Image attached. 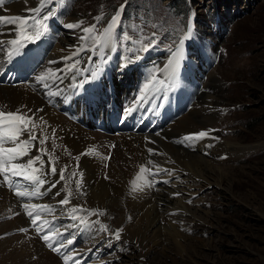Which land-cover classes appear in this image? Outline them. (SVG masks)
Masks as SVG:
<instances>
[{"label": "rangeland", "instance_id": "1", "mask_svg": "<svg viewBox=\"0 0 264 264\" xmlns=\"http://www.w3.org/2000/svg\"><path fill=\"white\" fill-rule=\"evenodd\" d=\"M39 1L40 0H31L29 5L34 6ZM121 1L125 3V7H123L121 12V32L126 36L134 34L139 39L142 36L141 34H144L147 38V31H153L152 34L154 36H160L158 37L160 39L164 37L168 38V41L182 39L188 34L192 10L198 13V19L192 26V43L197 45V47L205 45L202 52L209 55V67L204 77L207 89L194 91L193 97L196 99L197 107H190L188 101L183 100L180 95L177 96V103L174 107L169 104L171 101V96H169L167 106L169 110L171 109L173 112V116H175L176 120L182 116L183 111L184 114H186V111L191 110H201L205 115L202 117L209 118L208 121L211 120L210 124H205L206 126L200 125L207 135L204 139L207 138L206 140H211L213 142V144H209L210 148L208 149V144L205 140L207 144H205V147L208 150L217 151V149L220 148L226 150L228 146L233 148L234 146L232 145L236 143L244 146V148H241V152H230L229 154L232 155L223 152L224 155L222 154L219 157L212 158L213 160H211L209 170L204 171L206 175L208 174L207 178H201L197 175L191 176L193 171L189 168L188 170L184 168L181 169L184 179L183 181L180 180L177 182L178 185H181L177 187L181 192L183 188L185 193L182 196H170L172 199H179L182 197V203L180 204L181 207L179 206V208L167 212L170 218H167L169 220L165 221L163 236H161L162 241L168 239L166 240L167 243L159 246L156 245V242H151L149 246L142 245L140 249L138 246H133L134 243H131V239L125 237L126 231H123V229L126 228L123 222L121 221V223L118 224L115 213H112L110 209H108L104 219L105 227L102 229L103 231H100L96 235L91 250L87 251V256L79 254V250L74 245L67 247V230L69 229L68 211L63 208L61 204H54V202L63 200L66 197L70 199L71 196L73 197V194H75L73 199L69 201L70 203H67V206L72 216L81 213L83 206H81L79 210L78 208H74L76 209L74 213L71 212V207L74 201L80 200L77 197L84 194V190L81 188L82 182L79 180V188H77V180H73L72 183L70 178L75 176V171L71 168H66V170H64L63 181H59V177L55 180V178L60 175L61 169L66 166L62 165L60 167L56 164L55 159V166L48 161L49 164L47 163L46 167L39 165L34 171L33 176L38 177L40 173L44 172V178L48 175L46 179L47 184L49 185L51 182L57 181L58 183L55 188L59 186L60 188L63 187L64 193L58 200V195L56 193L59 192L60 195L62 189L60 191H55L54 195L50 194L51 198L49 200L45 199L43 195L34 196L37 206L39 205V212L45 211L52 213L50 230L53 234H47L49 238L52 237V240L45 242L42 239L48 231L45 227L40 225L39 221H37L38 224H36L42 230L41 234H36L40 237V241L42 240L43 245L48 249H50L48 246L49 242H51V245L57 243L56 248L59 249L57 254L54 253L56 251L51 249L56 256V260L54 261L56 263L53 264H76V262H78V264H140L141 260L149 258L150 264H159L164 260L162 255L164 253L167 254L165 258L166 261L164 260V262L167 263L168 261L170 264L172 263V259L176 260L177 264H264V0H61L60 4L62 5V10L59 13V18L62 19V26L69 23L79 25L78 28L73 30H69L66 27L64 28V30L70 32L68 35L71 37V46H75V42L81 40L80 37L83 35L87 48L99 49L98 40H96L95 37L86 39V33L83 32V29H92V33H94L98 28L91 26V24L96 21V18H105L107 14H110L109 12L114 6L119 7ZM14 3L9 5L12 10H16V8L19 10L21 7H25V5H23L25 4L23 0L19 3L18 1ZM3 10L6 11L5 13H10L7 9V4L2 8V11ZM211 16L215 22L213 29L210 27L213 23ZM150 17L152 20H149ZM18 20L20 21V19ZM104 24L105 22L101 26H104ZM154 27H156L157 30L154 29ZM209 34H211L210 37ZM52 37L56 39L54 35H52ZM62 37L68 38L67 34L62 35L60 40ZM117 37L121 43L124 36L118 32ZM145 40L149 41V39ZM209 40L211 41L207 42ZM205 42H207V44H205ZM57 45L58 43L54 42V49L52 53H50L49 58L56 50ZM70 49L71 48L68 50L70 51ZM122 49L126 50L127 46H124ZM191 49L193 50L188 53L187 59L199 62L196 59V54H198L199 51L196 48ZM100 54L97 56H100ZM128 55H131V52ZM126 57H123L122 61H124ZM136 58L137 62L141 61L140 57L138 59V56H136ZM85 61L86 59H84V63H86ZM169 66L171 72L165 76V79L174 83L172 75L173 70L176 68L174 60L173 63H169ZM179 68L185 76V73L191 72L192 70V66L187 63L179 64ZM80 72L83 76L87 74L85 70H80ZM78 74L72 77L75 84L80 81L75 79L79 77ZM123 75L124 73L121 74V76ZM130 77H132V74H130ZM213 77L215 78L213 79ZM136 81H138L137 85L142 83L139 77L136 78ZM212 82H214V88L212 86L210 88L209 86ZM115 85L117 86L118 93V90L124 87L125 84L123 82H115ZM139 89L140 86L138 90ZM211 91V95L217 94L216 97L219 96L221 99H217L218 102L216 105L211 102L212 96L207 97L205 95V93ZM6 92L8 93L7 95L4 94ZM12 92V90H5L2 91L1 95L13 97ZM136 103L134 102V104ZM152 103L148 104V108L153 110L155 105L153 106L154 103ZM0 104H3V102L0 101ZM187 104L188 107L187 110H185L184 106ZM143 110L144 107H140L136 109V112L141 113ZM15 114L21 115L20 112H16ZM21 127L23 128L22 125ZM165 131L168 130H164L163 133H165ZM156 138L157 140H153L155 141L153 143L154 146H157V149L163 152H161L162 154L167 155L165 147L159 143L160 141L166 140L162 137ZM187 141H174L171 143L186 149L189 147L190 149V143ZM201 141H194L193 144L199 146ZM29 146L31 149L29 148L30 151L28 154L18 157L16 160H12L11 163H26L28 159L36 156V149L31 145ZM13 147L19 148L20 144H14ZM236 149H239V147L237 146ZM22 150H24V148ZM192 150L195 149H190V151ZM206 153L204 154L206 155ZM110 154L112 155V152H110ZM206 156H208V153ZM21 158L25 160L21 161ZM106 158L108 159L109 157L106 156ZM3 159L5 160V167L9 168L10 164L8 163L7 154H4ZM38 161L39 160H35V163L37 164ZM52 166L55 167V169L56 166L60 167L58 168V170H60L59 175H57V171L54 176L50 175V171L53 168ZM24 171V169L21 170L22 174ZM7 172L10 173L12 180H15L21 185H29V183L36 184V180H31L29 182L27 178H24L22 175L14 176L11 171ZM220 172L226 175V178L222 181L215 178V174ZM175 173V171L171 172L170 179L175 176ZM162 175L161 177L164 178L163 173ZM166 176L169 175L165 174V179H167ZM103 177L106 178L105 175ZM147 181L145 180L147 185L151 184V187H154L153 191L159 188L161 184H164L163 182L158 184L152 179ZM147 185L146 187L149 186ZM73 187L77 188V193H75ZM35 188L37 187L35 186ZM35 188H32V191L35 190ZM172 188L173 187L168 189L170 190ZM168 189L164 188L165 193ZM39 190L41 192L40 188ZM161 190H156V192L159 193ZM68 195H70V197H68ZM53 199L57 201H52ZM82 199L83 197L81 200ZM86 207L88 206L86 205ZM102 207L105 208L104 206ZM91 215L92 214L83 216L81 221L79 218L77 219L75 227L78 231H85L89 234L95 231V219ZM13 216L14 215H10L9 217L0 215V223L6 220L4 223L0 224V226L2 225L5 228L7 226L9 227L10 219H12ZM40 221L46 222L47 219L42 218ZM161 224H163V222ZM91 229H93V231ZM121 229L122 231H119L120 238L118 240L115 236L118 230ZM164 230L168 235L165 234ZM172 234H174V237L178 238L179 242L182 241L179 245L175 244ZM8 235L13 238L14 242L8 243L5 239L1 241L4 243L2 249H0V259L2 256H8L7 250L11 251L13 256L20 257L18 259L21 264H27L26 261L29 259L27 256L30 254H32V257L34 255H37L39 258L44 257L41 252H36L33 246H31L35 243L32 241V238L26 237L24 238L25 240H21L15 238L12 233ZM3 236L7 237L4 234H0V237ZM185 236L187 238H185ZM189 236L191 237L189 238ZM80 237L81 235L79 233L75 234L76 240H79ZM186 239L187 241H185ZM171 243L176 246H172ZM183 243L185 245H183ZM194 243H197V245ZM169 245L171 246L169 247ZM193 245L196 246V251L193 248H189L193 247ZM80 252L83 253L85 250H81ZM153 260L156 263H153ZM0 264H3L1 260Z\"/></svg>", "mask_w": 264, "mask_h": 264}, {"label": "bare ground", "instance_id": "2", "mask_svg": "<svg viewBox=\"0 0 264 264\" xmlns=\"http://www.w3.org/2000/svg\"><path fill=\"white\" fill-rule=\"evenodd\" d=\"M20 1L21 0H18V3ZM21 8H27V6L25 5V7L23 6ZM5 12L6 11L3 10L1 14L8 15L10 19H13L11 13ZM19 22V20H15V22L12 23L15 27L13 32H2L3 35L0 36V46H6L9 42L13 41L15 37L25 31L24 28H22L24 23L19 24ZM105 33L102 37L105 47L100 56L91 55L89 52L84 51L83 47L68 52L69 48H64V46L68 43L69 38L62 37L60 40L57 38L54 39L52 36L51 38L48 37V43L52 40L58 43L56 50L50 57L52 58L50 62H56L49 65L51 71L50 79L52 82L45 84L42 80L36 79L34 80L36 87L31 81H22V79L26 78L27 73L36 65L38 57L42 55V51L45 49L44 42L40 38L36 39L38 46V53L36 55H31L26 47H22L20 49L21 55L15 59H11L9 62H6L11 58L8 52L0 51V101L4 104H0V110H3V117H0V133L6 131L10 126L19 124L18 121L12 122V125L2 122L9 112L16 113V109H20V113L24 118L31 115L37 116L39 134L38 136L35 135L36 140L28 145L36 149V156L39 155L43 161L42 166L46 167L48 161L54 165L55 159L56 164L60 167L62 165L66 166L63 167V171L66 170V168H71L75 171V176L70 178L72 183L73 180H77L78 182L80 180L82 182L81 188L84 190V194L77 197L79 195L78 193L76 197L80 200L73 202L74 204L71 210L74 208H78L79 210L81 206L84 205L90 206L91 209L104 206L107 210L110 209L112 213H115L118 224H120L121 221L123 222L126 228L123 229V231H126V233L124 232L126 235L125 237L131 239V243H134L133 246H138L140 249L142 245L149 246L151 242H156V245L161 246L167 243L166 240H168L162 241L161 239V236H163L164 223L169 220L167 218H170L167 212L179 208V206L181 207L182 197L179 199H172L170 197V192L180 191L178 187H173L170 190L168 189L166 193L164 188H162L158 193L156 190L153 191L154 187L148 184L150 188L145 180L152 179L160 184L162 181H166V172L160 171L161 169L173 172L177 170L181 171L182 168L185 170H188V168L191 169L193 171L191 176L197 175L201 178H207L208 174L206 175L204 171L209 170L211 160H213L212 158L221 156L223 152H227L228 155H232L229 154L230 152H241V148H244V146L236 143L232 145L234 146L233 148L228 146L226 150L221 148L217 149V151L208 150L209 148L207 149L205 147V140L207 138L204 140V137H199L198 134L204 131L201 126L210 124L211 120L208 121L209 118L202 117L204 113L201 110L186 111V114H184L183 111L182 116L178 114L180 118L176 120L175 116H173V112L171 109L169 110L167 106L170 94H167V98L163 100L164 106L160 110L162 112L159 111L155 115L147 113L144 117L130 113L129 110L134 105V102H137L138 105H142L145 98L153 100L157 97L161 99V97L164 96L159 94L157 96H148L151 94V83H146V88L140 87L139 90L135 88L138 81L136 82V78L133 79L134 76L131 73L132 67L135 65L132 54L128 55L124 61L121 60V63H115L117 60L114 52H111L107 46V37ZM63 54H67L65 58L68 59H60L59 57ZM74 54L86 55L84 58L86 59L84 69L76 66V63L71 62V58L75 56ZM94 57L95 60L93 59ZM96 64H98V69L102 72L104 71L99 78L89 75V73L93 72V68ZM116 66L119 67L121 74L124 73L123 76H118L114 72L113 69ZM74 69L87 71V74H85L86 76H83L79 71V77L75 79L80 81H77L78 83L76 84L72 79V77L76 75L71 74V71ZM58 70H62L63 74H65V78L62 80L60 77V82L54 78L59 75L57 72ZM130 74H132V77H130ZM214 78L215 77H213V79ZM85 80H90L91 82L84 84L82 89L79 88L78 85ZM115 82H123L125 88L121 87L117 93ZM213 83L214 82L211 83L212 85H209L210 88L211 86L214 88ZM5 90H12L13 97H5V95L8 94L7 92L2 96V91ZM210 93H212V91L205 93V95L207 97L212 96L211 102L216 105L218 102L217 99H220V97H216L217 94L211 95ZM80 96L86 97V100H79ZM187 107L188 104L184 106L185 110H187ZM59 108H69L72 113L67 115ZM19 126L23 129L21 125ZM159 128L169 130V134L165 137L166 141L159 140V143L164 146L167 151V155L165 154L166 156H163V152L161 150L159 151L157 146L155 147L153 144V142H155L153 140H157L155 136L161 133V130H158ZM184 137L189 138L192 143L194 141L203 140L199 143V146L197 145L198 147L192 151H190L188 146L186 147H188L189 150L171 143L174 138ZM205 137H207V135ZM26 139H28V133L23 132L21 135H18L15 143L11 140L4 139L2 147L12 148L14 144H20L21 141ZM41 140L44 142L40 143ZM237 146L239 149H236ZM149 148L154 150V154L148 152ZM110 152H112V155ZM206 152L208 156H206ZM204 153H206V155ZM36 156L31 159H35ZM106 156L110 159H107ZM77 157H79V161H77ZM20 160L23 161L25 159L21 158ZM39 165H41L40 160L37 164L34 163L32 168L24 169L25 171L22 176L27 178V181L30 182L31 180H29L28 177L33 176V170H36ZM60 167L56 166L57 175H59L60 170H58V168ZM162 173L164 174V178L161 177ZM44 175L45 173L43 172L38 176L39 180L45 181L42 185L38 183V180H36V184L29 183V185H21L11 179L9 172H0V215H6L8 217L14 215L13 218L10 219L9 227L7 226L5 228L2 225L0 226V234L8 235L12 233L15 238L21 240L30 237L32 241L35 242L30 245L33 246L36 252H41L44 256L39 258L37 255L32 257V254H30L27 256L29 257L26 261L27 264L56 263L54 262L56 256L52 250L43 245L42 240L40 241V237L36 234H41V231L37 232L36 227L32 225L33 220L38 224L37 221L40 222L42 219L41 212H39L34 196L19 195L22 191L32 192V188L36 186L41 189V193L46 192L43 197L49 200L51 195H54L55 191H60L63 188L59 186L57 188H52L49 192V185L46 182L48 175H46L45 178ZM60 175L57 176L55 180L59 177V181H63L60 179ZM104 175L106 178L103 177ZM168 175L170 176V174ZM5 177H7V179H5ZM215 178L222 181L226 178V175L220 172L215 174ZM73 190L75 193L78 192L76 187H73ZM63 193L62 189V193L57 196V200L60 196H63ZM73 195L75 196V194ZM82 197L83 199L81 200ZM54 200L56 199L52 201ZM25 205H36V207H25ZM29 213H32V215H29ZM162 222L163 224H161ZM94 224L96 223L94 222ZM18 229H28V231L20 232ZM93 229L91 230L93 231ZM47 234L49 233H45V235ZM165 234H167V232H165ZM173 235L174 234H172V237H174ZM186 236L185 238H187ZM3 237H0V249H2L4 243L1 241L4 239L7 240L8 243L14 242L13 238L9 235ZM190 237L191 236H189V238ZM173 239L175 244L179 245L182 242H179L176 237ZM49 240L51 241L52 237L49 238ZM185 241H187V239ZM49 244H51V242H49ZM175 244H172V246ZM194 244L197 245V243ZM183 245L185 244L183 243ZM170 246L171 245H169V247ZM189 248H193L196 251V246L194 245ZM6 252H8V256H2L0 259L3 264H21L18 259L20 257L13 256L9 250ZM162 255L165 260L167 254L164 253ZM149 259L141 260L140 264H150ZM164 260L159 264H170L168 261L167 263L164 262ZM153 263L156 262L153 260ZM171 264H177V261L172 259Z\"/></svg>", "mask_w": 264, "mask_h": 264}, {"label": "snow or ice", "instance_id": "3", "mask_svg": "<svg viewBox=\"0 0 264 264\" xmlns=\"http://www.w3.org/2000/svg\"><path fill=\"white\" fill-rule=\"evenodd\" d=\"M0 2H2V0H0ZM123 7H125V6H121V10L123 9ZM30 12L39 15L41 13V8L37 7L35 9H31ZM48 18H49L48 16L44 17L45 20L48 19ZM18 19H20V18L17 17V18H13V19H6L4 17H0V22H3V23H14L15 20H18ZM96 19L99 20L100 17H97ZM115 22L116 21H115V18H114L113 23H115ZM65 27L67 29H69V30H73V29L78 28L79 25L69 23ZM91 30L92 29L84 28L83 32L84 33H88ZM188 32H189V34H191V32H192V22L191 21L189 22ZM41 35H42L41 33H37L36 34V39H39ZM105 35L107 37V30H106ZM25 39H31V37H25ZM153 40H154V37L150 38L148 42L152 43ZM13 43H16V41H13ZM179 44L182 47L184 45V40H180ZM179 54H180V47H176L175 50L173 52H171V55L174 57V62L176 63V68L173 70V73H172L173 78H174V80H173L174 84L178 83ZM65 59H68V58H65ZM93 59L95 60V57ZM52 63H56V62L53 61ZM169 63H173V61H169ZM124 66H127V65H124ZM89 75L91 77H95L96 73L92 72V73H89ZM43 78L44 77H38L37 79L42 80ZM89 82H91V81L90 80H85V81L81 82L78 85V87L82 89L84 84L89 83ZM166 98H167L166 96L161 97V100H164ZM159 106L160 105L158 104L157 107H159ZM16 112H20V109H17ZM0 117H3V110H0ZM15 121H18L19 124H15L13 126H10L6 131H4L3 133H0V172L11 171L14 176H20V175H22L21 170H23L25 168H30L33 165V159H31V158L28 159L26 163H22V162L21 163H11V161L12 160H16L18 157L24 156L26 154V151L22 150L23 146L33 143V141L36 140V137L33 134V131L31 129L27 128L26 126L23 129L20 128L19 125L26 124L22 114L21 115H16L13 112H9L7 117L4 118V120L2 122L9 123L10 125H12V122H15ZM23 132H27L28 133V139L21 141L19 148H16V147L3 148L2 147V143H3L4 139L11 140L13 143H15L18 135H21ZM205 135H206V133L203 132V131L198 134L199 137H204ZM185 139H188V138H185ZM43 142H44L43 140L40 141V143H43ZM148 152L150 154H154V150L151 149V148L148 149ZM4 154H7V156H8V163L10 164L9 168L5 167V160L3 159ZM35 159L36 160H40L41 161V166L43 165V161L41 160V157L39 155L36 156ZM77 161H79V157H77ZM33 171H35V169ZM160 171L166 172V174H171L170 170L161 169ZM55 174H56V169L53 167L51 169V171H50V175L54 176ZM74 175H75V173H74ZM5 179H7V177H5ZM28 179L29 180H38V183L41 184V185L45 183L44 180H39L38 177H35V176H29ZM60 179L61 180L64 179L63 170H61ZM162 182L163 183H169V181H162ZM57 183H58L57 181L51 182L49 184V189L48 190L50 191L52 188H55ZM79 187H80V184H79V182H77V188H79ZM45 194H46V192L45 193H41L38 187L35 188V190H33L32 192L22 191V192L19 193L20 196H37V195H45ZM56 194L59 195V192H57ZM175 195H179V193H176ZM67 203H69V200H68L67 197L60 201V204H67ZM25 207H33V208H35L36 205H25ZM75 211H76V209H72L71 210L72 213H74ZM29 215H32V213H29ZM72 218L75 219V216H73ZM32 225L34 227H36L37 232H40L42 230L36 224L35 220L32 221ZM19 231L26 232V231H28V229H20ZM119 231H122V229L118 230V232L116 233V236H115L116 239L120 238L119 237ZM5 235H7V234H5ZM42 239L45 242H47L49 240V236L48 235H44L42 237ZM67 243L70 245V244L73 243V240L69 239L67 241ZM48 246L50 248H52L53 251H59V249L54 248L51 244H49ZM76 264H78V262H76Z\"/></svg>", "mask_w": 264, "mask_h": 264}]
</instances>
